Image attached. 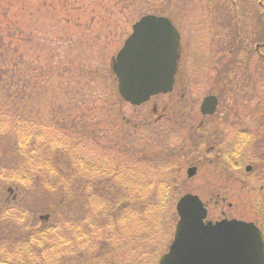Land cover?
I'll return each mask as SVG.
<instances>
[{"label":"rangeland","instance_id":"1","mask_svg":"<svg viewBox=\"0 0 264 264\" xmlns=\"http://www.w3.org/2000/svg\"><path fill=\"white\" fill-rule=\"evenodd\" d=\"M45 1H22L19 16L28 34L25 40L30 42L28 46L23 43L22 58L28 64L23 62L20 71L24 104L30 105L34 115H47L36 124L48 125L55 138L49 148L53 172L48 176L50 168L39 169L35 175L44 180L36 176L34 181L36 186L42 182L51 186L25 194L7 187L11 183L1 174L19 159L11 142L2 141L0 212L5 198L8 202L22 200L24 216L16 224L36 227L53 215L60 227L69 229L86 207L96 210L97 225L117 219L121 208L120 217L127 214L129 230L90 233L92 239L84 247L93 244L87 250L97 253L94 260L102 264V254L109 253L112 243L119 254L117 240L130 236L133 242L124 263L157 264L174 233L167 240L153 227L149 212L151 204L158 203L153 185L161 182L172 189V211H176L172 232L179 219L176 203L186 192L205 201L211 220L223 216L209 202L218 194H235L240 209L246 206L244 199L259 198L246 191L244 179L248 177L243 176L254 168L255 174L248 179L264 185V55L256 52V44L264 43V19L258 0H85L81 6L49 0L47 8ZM148 13L171 17L183 35L181 85L186 92L161 93L132 107L119 99L111 62L132 25ZM45 38L52 40L48 48L42 42ZM261 50L264 53L260 46ZM220 84L224 85L221 92ZM213 93L220 97V105L207 116L204 128H199L201 103ZM164 103L167 109L159 118ZM227 117L231 126L225 122ZM39 128L37 134H43ZM209 146H216L210 150L223 155L215 156V164L202 165L196 176H189L187 172L196 168L190 163ZM70 150H78L80 160L91 163L94 173L85 170ZM44 151L42 141L36 140L35 153ZM46 163L43 159V166ZM61 171L60 178L55 177ZM65 173L72 179L67 181ZM261 199L264 203V194ZM7 218L0 216V250L17 252L24 233L18 229L8 233ZM152 233L158 236L151 237ZM100 235L102 241L96 242ZM63 255L70 256L58 252L56 261Z\"/></svg>","mask_w":264,"mask_h":264},{"label":"trees","instance_id":"2","mask_svg":"<svg viewBox=\"0 0 264 264\" xmlns=\"http://www.w3.org/2000/svg\"><path fill=\"white\" fill-rule=\"evenodd\" d=\"M22 1L0 0V144L2 141L9 140L11 142V149L15 151V157L17 156L19 159L17 165H10L7 168H5L7 165H4L5 170L1 176L10 181L11 184L7 187L13 186L18 193L25 194L28 190L43 191L47 189V186H51L48 184L44 185L43 182L38 183L36 186L37 183L34 181L36 176L42 177L41 175H35L39 169H43L44 167H47L46 169L50 168L47 172L48 176H50V172H53L50 163L53 158L50 155L49 148L52 140L55 138L51 135L48 125L42 123L39 126L40 128L37 126L36 122L42 118H47V115L32 114L30 111L32 108L29 107L30 105L24 104L21 92L23 74L20 71V65L23 62L28 64L22 58L26 52L23 43L28 46L30 42L25 40L24 36L28 34L24 31L22 18L19 16ZM28 1L33 2L34 0ZM61 2L64 5L78 4L81 6L84 5L85 0H61ZM258 3L262 8V17L264 19V0H258ZM50 5V1L46 0V8ZM83 22L80 20V24H83ZM42 42L48 48L52 40L45 38L42 39ZM261 47L264 48V43ZM256 52L261 56L264 55L262 50L256 49ZM33 100L37 99L34 97ZM48 123L50 122L48 121ZM37 128L42 130L43 134H37ZM38 139L42 141L46 151L37 155L35 153V142ZM70 152L85 170L94 173V166L90 161H88L90 164H87L80 160L79 156L81 154L78 150H70ZM43 159L47 161L44 166ZM61 173L62 171L55 177L60 178ZM65 175L67 181L72 179V177H69L70 174L65 173ZM42 180H44L43 177ZM23 182H26L25 186L22 185ZM96 183L97 181L95 180V185ZM153 187V193L158 195V203L153 202L151 204L153 205L152 212L149 213L153 220L152 224L156 229L159 228V232L163 233L168 240L173 233L171 219L176 215V211H172L175 204V202L173 204L172 189L167 185L161 184V182L153 185ZM101 191L104 192L103 190ZM140 200H142L141 195ZM4 201L3 212H0V216L8 217L4 223L5 228L7 227L8 233H13L16 231H13L14 229H18V232L24 233V237L21 241L22 247L17 252H8L6 249L2 252L0 250V264H53V262H57V253L63 251L68 252L70 256L63 255L54 264H94L95 262L97 264V259L94 260V256H97V253L93 252L89 254L87 250L93 244L84 247V243L92 239L90 233H97L98 231L104 234L108 232L114 233L115 231L118 233L130 228L129 221L127 222L128 218L125 217L127 216L125 211L126 215L120 217L122 215L121 208L117 219L97 225L96 210L89 207H86L81 216L75 217V223L69 229L63 226L60 227L61 225L58 220L54 219L53 215H51V219L40 221V224L37 223L36 227L26 228L16 224L17 219H23L24 216L21 207L22 200H11V202H8L5 198ZM105 207L107 206L105 205ZM139 234L142 235V233ZM153 234L157 233H152L150 236H158ZM102 238L103 236L100 235L98 239L97 237L95 238V241L101 242ZM104 238L109 239L106 236ZM118 240L121 242L118 243ZM118 240L117 245L118 247L120 246L119 254L113 251L115 242L112 243L111 249L108 251L109 253L102 254V264H127L123 260L132 246L133 238L123 235ZM123 254L125 255L124 258Z\"/></svg>","mask_w":264,"mask_h":264},{"label":"water","instance_id":"3","mask_svg":"<svg viewBox=\"0 0 264 264\" xmlns=\"http://www.w3.org/2000/svg\"><path fill=\"white\" fill-rule=\"evenodd\" d=\"M180 34L165 16L148 14L113 58L121 96L142 104L152 95L172 90L179 58ZM216 96H207L204 114L214 113ZM196 168L189 171L194 175ZM179 220L169 250L158 264H264V239L252 222L206 220L208 210L196 194L187 193L177 203Z\"/></svg>","mask_w":264,"mask_h":264},{"label":"flooded vegetation","instance_id":"4","mask_svg":"<svg viewBox=\"0 0 264 264\" xmlns=\"http://www.w3.org/2000/svg\"><path fill=\"white\" fill-rule=\"evenodd\" d=\"M181 42H182V47H181V59L179 61V68H178L177 74L175 76V81H174V84H173L172 91L168 92V93H171V94L175 93L176 91L180 92L181 90H182L183 94H185V92H186L185 89L183 88V86L181 85V81L183 80L182 79V71H183L182 59H183V51H184V38H183V35H182ZM220 81L222 83L225 82L224 79H221ZM223 86L224 85H222V84L219 85V87L217 88L219 90V92H221V89L223 88ZM218 98L220 99V97H218ZM129 105H131V104H129ZM219 105H220V103H219ZM131 106L135 107V105H131ZM165 109H167V104L164 103L160 107V111H162V113L158 114L159 118L164 115V110ZM200 113L202 114L201 106H200ZM207 116L208 115L202 114L201 124L199 125V128H201V127L204 128ZM225 122H226V124L231 126V121L228 120V117L225 119ZM244 122L245 121H243L242 124ZM232 142H233V139H232ZM212 147H216V146H209L208 148L206 147L204 152L201 151V154L199 156L195 157V159L190 163L189 166H191V167L195 166L196 167V173L197 174H199L198 169L201 168L202 165L205 166L206 162H209L210 164H215V162H214L215 156L218 158V157H220V155L221 156L223 155V152H221L219 150L211 151L210 148H212ZM237 149H239V147L234 149L233 152H230L229 156L234 155V153L236 152ZM211 154H213L212 155L213 157L211 156ZM196 173H195V176H196ZM187 174H188V172H187ZM254 174H255V169L252 168L249 171L246 170L244 172L243 176L245 175L246 177L251 178ZM248 178L244 179V185H245V188L247 189L246 191L249 190L248 191L249 194L250 193L251 194L255 193L256 196L259 197V198H256L255 200L244 199V202L246 203V206L240 209V208L236 207L235 203H237V201L239 199H236V197H235L236 195L235 194H233L231 192H228L226 195H223V196L218 194V197H216L214 199H210L209 202L214 206L213 210H215L216 213H218V215L222 214L223 216L219 217V218H217V219H215L213 221L217 222L219 220H222L223 218H228V219L238 218L240 220L242 219L244 221L254 222L261 229L263 237H264V203H263V200L261 199L262 194H264V185L262 184V182L258 184V183H255V182L251 181ZM237 209H239V210H237ZM239 211L241 212L240 214H238V216H240V217H238L236 215H233V214H235V212H239ZM246 211L248 213H245ZM227 212H228V214L230 213V215H228ZM231 213H233V214H231Z\"/></svg>","mask_w":264,"mask_h":264}]
</instances>
